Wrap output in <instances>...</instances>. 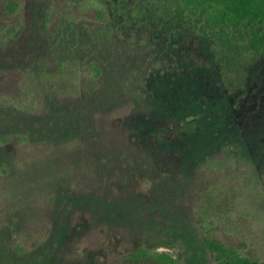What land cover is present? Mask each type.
<instances>
[{"label": "trees", "instance_id": "16d2710c", "mask_svg": "<svg viewBox=\"0 0 264 264\" xmlns=\"http://www.w3.org/2000/svg\"><path fill=\"white\" fill-rule=\"evenodd\" d=\"M174 38L197 49L200 63L208 60L200 48L203 38L264 58V0H0V115L20 114L36 122L70 116L73 107L98 94L105 69L101 58L79 53L86 39L101 50L163 60L168 68ZM28 91L37 98L30 106L18 101ZM129 99L123 95L122 101L97 104L78 116L72 135L47 140L29 131L0 133V157H6L0 161V179L10 180L0 204V247L10 246L5 233L16 234L13 222L50 216L58 193L67 188L90 197L86 204H97L95 210L102 202H167L171 212L182 211L190 219H231L235 205L228 195L235 183L221 189L220 177L227 166L235 168L234 157L242 152L238 141L216 137L209 146L204 139H188L173 151ZM196 117L187 115L183 122ZM190 145L196 146L193 156ZM31 146L46 153L22 157V148ZM47 195L51 205L45 207ZM91 212L82 216L96 218ZM203 243L215 264H264L214 231L205 233ZM112 264L184 263L169 251L143 245Z\"/></svg>", "mask_w": 264, "mask_h": 264}, {"label": "rangeland", "instance_id": "374dc122", "mask_svg": "<svg viewBox=\"0 0 264 264\" xmlns=\"http://www.w3.org/2000/svg\"><path fill=\"white\" fill-rule=\"evenodd\" d=\"M86 42L87 39L79 53L99 57L104 65L100 92L73 107L70 116L56 114L36 122L20 114H1L0 133L29 131L47 140L65 136L77 124L78 116L84 117L97 104L110 105L129 95L144 119L149 116L146 123L154 125L149 129L160 134V142L171 150L182 149L188 139H204L209 146L216 137L238 141L242 152L234 157L237 164L235 168L227 166L229 171L220 177L221 189H227L229 181L235 183L236 190L228 195L235 205L230 210L231 219H224L222 214L218 219H190L182 211L171 212L167 202H102L100 209L95 210L97 204L91 208L88 205L90 197L87 200L67 188L58 193L50 216L24 219L22 225L13 222L16 234L5 233L10 246L0 247V264H112L143 245L169 251L184 264H215L214 256L203 243L210 230L264 261V58L247 52L245 47L237 51L222 41L203 38L200 48L208 60L200 63L197 49L174 38L169 42L173 52L167 57L171 64L167 68L163 60L101 50L95 43ZM186 52L189 55L185 56ZM18 101L30 106L37 98L28 91ZM187 115L197 117L184 123ZM72 134L71 131L69 135ZM195 148L190 145L192 156ZM44 153L43 147L31 146L22 148L20 154L33 157ZM4 158L0 157V161ZM217 160L224 163L221 157ZM202 169L203 162L196 172L199 180ZM9 181L0 179V204ZM213 186L210 185L212 190ZM50 195L45 196V207L51 205ZM78 209L80 213H76ZM90 212L96 218L82 216Z\"/></svg>", "mask_w": 264, "mask_h": 264}]
</instances>
